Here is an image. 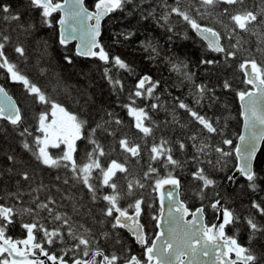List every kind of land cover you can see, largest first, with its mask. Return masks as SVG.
<instances>
[{
    "label": "snow or ice",
    "instance_id": "6c2138e0",
    "mask_svg": "<svg viewBox=\"0 0 264 264\" xmlns=\"http://www.w3.org/2000/svg\"><path fill=\"white\" fill-rule=\"evenodd\" d=\"M145 2L147 0H140L135 7H140V4ZM184 3L185 0H175L173 5H168L167 0H163L166 12L161 19L167 21L175 14L206 42L210 51L223 54L225 60L235 58L237 52L240 51L249 53V56L239 65L245 73V83L252 85L254 89L238 93L244 107L245 134L239 136L240 144L231 150H225L219 145L209 143L208 137L202 136V133L205 131L209 134L218 133L213 121L176 97L174 98L177 101L176 106L185 110L201 127L187 135L185 139L178 138L172 141L163 136L158 142L153 139L148 147L150 163L142 178H137L131 173L127 167V159L124 162L110 159L106 164L101 163V158L109 156L110 152H106L105 147L97 139L96 133L102 131L115 137V132L105 125L111 123L120 125L123 122L118 118L113 120L102 118L95 127L88 128L86 133L88 121L73 114L53 98L57 90L67 92V88L61 85L58 78L54 83L50 80L44 87L30 80L16 62L9 60L5 49L11 43V37L0 31V69L6 70L12 82L22 84L40 104L50 108V112L45 111L38 118L37 131L42 133V136H35L31 144L25 138L21 141L22 148L31 153L39 165L53 170L65 169L70 172L71 179L87 190L90 202L93 204L97 201L103 202L104 207L99 210L101 218L97 220L92 216L91 208L84 213L80 212V209L85 208L86 205L80 204L74 196L62 197V199L72 201L73 212L76 215L92 217L93 222L100 225L107 222L112 230L100 231L98 238L93 228L74 220L67 212L59 211L61 205L50 194L48 185L41 181L32 187L31 182L34 176L29 171L23 169L14 171V167L0 169V178L7 173L19 175L21 180L28 182L27 190L21 186L20 180H17L15 192H7L6 196H0V200L15 201L14 203H0V264H204L201 257H211V264H260L264 259L258 256L252 247L239 243L238 233L233 235L226 233V228L229 225L235 226L241 218L222 202L219 191L213 193L216 198L209 206L222 214V222L211 226L204 223L202 207L197 209L196 213H192L191 221H185L184 216L190 214L187 207L183 205V202L175 199L173 191H167L165 194L166 185L173 186V189L180 187L181 181L178 176L173 175L174 170L182 169L191 161L196 166L191 175L194 180L200 182L199 195L203 199L206 190L217 189L219 184L202 165L206 164L211 169L223 171L228 163L227 158L233 155L238 164L234 165L235 171L226 179L235 183L239 179L235 173H239L247 180L248 187L253 192L259 190L257 181L260 177L255 170V162L258 145L264 142V61L258 62L252 56L251 47H244L250 42L245 40L241 33L255 36V51L264 56V0H252V7L247 6V0H189L186 7L183 6ZM129 4H134V0H96L95 10L89 11L84 6V0H62V2L29 0L32 8L40 10L41 23L48 27H52L53 13L63 12V18L58 21L61 45H66L69 40H79L77 55L98 57L106 65L111 64L112 68L133 73L134 69L120 56L110 57L99 41L102 20L117 10L123 11ZM221 5L224 7L220 8ZM217 9H219L218 12ZM143 11L141 9L142 15ZM0 12L5 14L2 17L5 21L19 22L21 19L18 13L12 12L9 5L0 6ZM214 13L216 14L214 22L222 24L225 29L223 35L215 27L199 22L212 17ZM147 15L154 16L155 10L148 12ZM221 17H227L230 24H224ZM18 27L27 33L35 25L25 26L20 23ZM168 27L171 30V25ZM131 35L132 33H127L126 38ZM233 39L235 43H231ZM223 40L229 43L225 45L222 43ZM142 46L149 51V59L159 56L157 47L151 41ZM46 48L47 42H44L45 51ZM14 52L20 58L27 59L26 50L22 44H16ZM64 59L67 63H72L70 56H65ZM201 63L214 64L218 61L207 59L201 60ZM186 68L187 64L183 61L172 63L173 71L183 75L186 80L192 81L193 74L183 71ZM111 71V68H105V78L114 89L123 90L124 84L115 78ZM49 87L51 92L48 91ZM159 87V80L143 75L128 93L130 103L123 105L128 110V115L133 118V127L141 134L139 138L145 141V146H147V138L153 137L155 129L159 127L149 110L159 109L162 105L150 103L141 107L136 104V100L159 101V96L155 94ZM224 87L229 88L230 84L225 81ZM195 88V104L199 105L205 97L206 86L199 84L195 85ZM88 102H90V97L85 100L86 104ZM49 115L51 116L50 121ZM107 115L112 116L113 114L109 112ZM0 120L7 121L14 130L18 129L23 121L21 109L3 86H0ZM164 123H174L182 129L187 128L186 124L176 119L174 113L173 119ZM19 135L26 137L31 136L32 133L28 128H24ZM80 140H86L91 145V149H86L78 162L77 141ZM116 143L120 150L128 156L132 158L141 156L142 145L130 139L126 134ZM222 144L232 146L233 141L223 139ZM189 147L193 149L190 161L174 158L175 151L186 154ZM50 148L59 149V154H53L49 151ZM111 151H115V148H111ZM212 153L216 154L215 159L212 158ZM6 156L13 166L22 163L13 154L8 153ZM157 161L163 168L168 169L166 176H160L159 169L152 166ZM118 173L121 174L120 177L117 176ZM153 178L152 191H159L160 208L159 215L153 216L152 219L157 221L156 227L160 231L150 242V237L144 230L145 226L140 223L139 219L144 212L143 197L132 199L131 203L126 206L121 202L134 197L137 189L145 188L143 181ZM56 179L59 180L60 176ZM121 179L124 181L123 185L119 183ZM63 183L67 184L68 178H65ZM56 191L59 192L60 189L57 188ZM42 192L49 194L41 199ZM25 196L30 199L25 201L23 199ZM166 200L170 201L167 209L165 208ZM250 209L255 210V214L250 211L245 217V223L249 229V243L258 234L264 238V223L256 218L257 215L264 217V197L261 201L253 199ZM25 217L30 220H25ZM17 222L26 231V237L23 239H15L8 235L9 226ZM165 223L167 224L166 231L162 227ZM121 228H126L135 237L136 242L143 247L142 256L131 253V249L115 231ZM101 240L106 243L110 241L113 248L117 245L121 246V252L106 250L101 246Z\"/></svg>",
    "mask_w": 264,
    "mask_h": 264
},
{
    "label": "trees",
    "instance_id": "16d2710c",
    "mask_svg": "<svg viewBox=\"0 0 264 264\" xmlns=\"http://www.w3.org/2000/svg\"><path fill=\"white\" fill-rule=\"evenodd\" d=\"M59 1L61 0H54V2ZM94 1L87 0L85 3L87 8L92 9ZM174 2L175 0H167L168 5H173ZM188 2L189 0H185L183 6L186 7ZM139 3L140 0H134V4L126 5L123 11L117 10L109 14L101 25L100 43L110 57L120 56L124 59L134 69L133 73L112 68L111 64L106 65L96 58L84 59L76 56L73 44L61 45L59 43L58 13L53 14L51 18L52 27H48L41 23L40 10L32 8L29 5V0H0V6L9 5L12 12L18 13L21 17L19 22H9L2 18L5 14L0 12V31L11 37V43L5 49L9 60L16 62L30 80L34 81L38 86L44 87L50 80L54 83L56 78H58L61 85L67 88V92L57 90L53 94V98L73 114H77L80 118L88 121L85 129L86 133L88 128L95 127L96 123L101 121L102 118L103 120L118 118L123 122L120 125L115 123L105 125V127L115 132V137L109 136L102 131L96 133L97 139L105 147L106 152H110L109 156L101 158V163L106 164L110 159H118L120 162H124L127 159V167L131 173L137 178H142L150 163L148 147H150L153 139L157 142L162 136L172 141L178 138L185 139L187 135L201 127L192 120L185 110L176 106L177 101L174 99L176 97L193 106L200 114L213 121L218 133L209 134L206 131L202 133V136L208 137L209 143L219 145L225 150L234 148L241 129L237 94L240 91L248 90L239 65L249 56V53L240 51L237 52L235 58L225 60L223 54L211 52L202 40L194 34L192 29L175 14L167 21L161 19L166 12L163 7V0H147V2L140 4V7H135V4ZM247 6L252 7V0H247ZM223 7L224 5L220 6V8ZM141 9L144 10L143 15ZM152 10H155V15L148 16L147 13ZM216 11L218 12L219 9ZM145 16L147 18H144ZM215 19L216 14L214 13L212 17L202 19L199 22L215 27L223 35L225 29L222 24L215 23ZM220 19L223 20L224 24H230L227 17H221ZM20 23L25 26L32 24L35 27L26 33L18 27ZM169 25H171V30H169ZM127 33H132V35L126 38ZM241 35L250 42L245 44L244 47H251L252 56L258 62L264 61V56L255 51L256 37L244 33H241ZM148 41H151L159 51V56L155 59H149V51H146L142 46ZM44 42H47L46 51L44 50ZM222 43L227 45L229 41L223 40ZM231 43H235V39ZM16 44L24 46L26 60L20 58L14 52ZM65 56L72 58L71 64L65 61ZM207 59L218 61V63H201V60ZM180 61L187 64V68L183 69V71L193 74L192 81L186 80L183 75L172 70V63ZM105 68L112 69L111 74L124 84L123 90L112 87L105 78ZM143 75H149L153 80L160 81V87L156 89L155 93L159 96V101L137 99L136 104L141 107L150 103L162 105L159 109L149 110L150 115L159 127L155 129L153 137L147 138V146H145V141L139 138L141 134L133 127V118L128 115V110L123 107V105L130 103L128 93L132 91L137 80ZM225 81L230 84L229 88L224 87ZM0 84L16 100L23 116L22 124L16 130L8 122L0 120V129H2L0 130V169L14 167V171L21 169L29 171L34 176V180L31 182L32 187H35L41 181L48 185L50 194L61 205L59 211L67 212L74 220H78L93 228L98 238L100 231H112L110 224L107 222L100 225L94 223L92 217L76 215L73 212L72 201L62 199V197L67 195L74 196L80 204L86 205L85 208L80 209V212L84 213L88 208H91L92 216L97 220L101 218L99 210L104 207L103 202L97 201L93 204L90 202L87 190L71 179L70 172L65 169L53 170L39 165L31 153L22 148L21 141L25 138L31 144L35 136H42V133L37 131L39 127L38 118L41 113L50 112V108L40 104L35 96L26 91L22 84L12 82L9 74L4 69H0ZM199 84L206 86V93L201 104L196 105L194 96L196 92L195 85ZM48 91L51 92L50 87ZM89 97L90 102L86 104L85 100ZM109 112L113 115L108 116L107 113ZM173 113L176 119L187 125V128L182 129L174 123H164L173 119ZM50 120L51 116L49 115ZM24 128H28L32 135L21 137L19 132L23 131ZM125 134L142 145L139 158H132L120 150L116 141ZM223 139H232V146L222 144ZM113 147L115 151H111ZM77 149L76 155L78 162H80L84 151L86 149L90 150L91 145L86 140H80L77 141ZM49 151L53 154H59L60 152L59 149L51 148ZM8 153L13 154L22 163L13 166L12 162L7 160L6 154ZM192 154L193 149L189 147L186 154L175 151L174 158L189 159L190 161ZM215 157L216 154L212 153V158L215 159ZM227 160V166L223 171L211 169L206 164L202 165L219 184L217 189L209 188L206 190L203 199L199 195L200 182L194 180L191 175L195 170V164L190 161L182 169H175L173 175L178 176L181 181V198L188 208L192 210L198 206L204 207L207 220L212 222L214 211L209 205L216 198L213 193L219 191L222 202L241 218L235 226L229 225L226 233L228 235L238 233L239 243L252 247L258 256L264 257V238L258 234L249 243V229L245 223V217L249 215L250 211L255 214V210L250 209L252 200L261 201V198L264 197V142H262L255 162V170L260 177L257 181L259 185L257 192H253L248 187L247 180L241 176H238L239 179L235 183L226 179L227 176L233 174L234 165H236L234 155L228 157ZM152 166L159 169L160 176L167 175L168 169L163 168L159 161L153 163ZM57 176H60L59 180L56 179ZM117 176L120 177L121 174L118 173ZM65 178H68L67 184L63 183ZM17 180H20L21 186L25 190L28 189V182L21 180L19 175L6 173L0 178V196H6L7 192H15ZM143 182L146 185L144 189H137L134 197H129L121 203L126 206L131 203L132 199L142 196L145 200V205L143 206L144 212L141 218L142 221H145L156 216L158 203L156 194L152 191L154 178ZM119 183L123 185L124 181L121 179ZM57 188L60 189L59 192L56 191ZM120 190L122 191L123 189ZM105 191L108 190L105 189ZM48 194L47 192H42L40 194L41 199H44ZM23 199L28 201L30 198L25 196ZM14 202V200H0V203ZM129 211L131 213L132 210L130 209ZM256 218L261 223H264V217L257 215ZM24 219L30 220L28 217ZM16 224L20 226L19 222ZM115 231L119 233L122 241L131 249V253H134L133 244L127 238V234L121 229ZM22 233H25L24 229L12 237L20 238L18 235ZM100 243L106 250L121 252V246L117 245L113 248L110 241L106 243L101 240ZM260 264H264V259L261 260Z\"/></svg>",
    "mask_w": 264,
    "mask_h": 264
},
{
    "label": "water",
    "instance_id": "95a60500",
    "mask_svg": "<svg viewBox=\"0 0 264 264\" xmlns=\"http://www.w3.org/2000/svg\"><path fill=\"white\" fill-rule=\"evenodd\" d=\"M85 1L86 0H84V6L86 7V5H85ZM59 2H62V0L61 1H59ZM87 8V7H86ZM95 9H94V6H93V8L92 9H89V11H94ZM55 13H58L59 14V18H58V21L60 20V19H62L63 18V12H55ZM54 14V13H53ZM106 18V17H105ZM105 18L102 20V22L105 20ZM58 21H57V26H58V35L60 34V25H59V23H58ZM102 22H101V25H102ZM193 32H194V34L199 38V39H201L200 37H199V35L194 31V30H192ZM101 37V36H100ZM202 40V39H201ZM99 41H100V38H99ZM202 42L206 45V47H207V44H206V42L205 41H203L202 40ZM67 44H73L74 45V53H75V55L76 56H78V57H80V58H84V59H91V58H98V57H84V56H80V55H77L76 54V49H77V46L79 45V40H76V39H73V40H69L68 42H67ZM66 44V45H67ZM96 51H98V49H96ZM212 52V51H211ZM103 62V61H102ZM242 71V70H241ZM242 73H243V75H244V80L246 79V77H245V73L242 71ZM246 84V83H245ZM248 87H250V89L248 90V91H252V90H254L253 89V86L252 85H248V84H246ZM0 86H2L1 84H0ZM10 95V94H9ZM13 98V97H12ZM13 100L16 102V100L13 98ZM237 102H238V105H239V109H240V116H241V120H242V126H241V131H240V134H239V136L240 135H244L245 134V127H244V124H245V120H244V107H243V105H242V102L240 101V99H239V96H238V94H237ZM16 104H17V106L19 107V105H18V103L16 102ZM20 108V107H19ZM22 114V113H21ZM7 122V121H6ZM240 144V141H239V137H238V139H237V142H236V144H235V147L236 146H238ZM261 145H262V142L258 145V149H257V153H256V157H257V154H258V152H259V150H260V148H261ZM236 159V158H235ZM236 164H238V161L236 160ZM234 171H235V169H234ZM237 176H240V174L239 173H235ZM242 177V176H241ZM242 178H244V177H242ZM245 179V178H244ZM165 190H166V192H165V194H167V191H173L174 192V195H175V199L178 201V202H183V205L185 206V207H187L186 206V203L181 199V184H180V187L179 188H177V189H173V186H171V185H166L165 186ZM155 194H156V196H157V201H158V207L160 208V199H159V191H157V192H155ZM170 203V201H168V200H166L165 201V208L167 209V206H168V204ZM199 208H201V207H198V208H196L194 211H191L190 209H188V207H187V209L189 210V213L190 214H187V215H185L184 216V220L185 221H191L192 219H193V215H192V213H196V210L197 209H199ZM203 208V207H202ZM165 220L167 219V214H166V211H165ZM203 220H204V223L206 224V216H205V214H204V212H203ZM222 222V214L221 213H218L217 211H216V220H215V222L213 223V224H220ZM162 227L165 229V231H166V229H167V224L165 223L164 225H162ZM124 230H126L128 233H130L126 228H123ZM158 230L160 231V229L158 228ZM158 231V232H159ZM131 234V233H130ZM132 235V234H131ZM132 237H134L133 235H132ZM135 238V237H134ZM42 259H43V257H41ZM201 260L202 261H204V264H211V257H201Z\"/></svg>",
    "mask_w": 264,
    "mask_h": 264
},
{
    "label": "flooded vegetation",
    "instance_id": "af4514ba",
    "mask_svg": "<svg viewBox=\"0 0 264 264\" xmlns=\"http://www.w3.org/2000/svg\"><path fill=\"white\" fill-rule=\"evenodd\" d=\"M91 59H93V58H91ZM96 59H98V58H96ZM187 206V205H186ZM188 207V206H187ZM198 207H202V206H198ZM198 207H196V208H198ZM196 208H194L193 210L192 209H190V208H188V209H190L191 211H194ZM203 209H204V207H203ZM214 211V219H213V221L211 222V221H209V220H207V216H206V210L204 209V214H205V216H206V224L207 225H209V226H211L214 222H215V220H216V211L215 210H213ZM157 215H159V209H158V211H157V214H156V216ZM142 217V216H141ZM139 218L140 219V223L141 224H143L145 227H144V230H145V232L148 234V236L150 237V242H151V239H154L155 238V236L158 234V228L156 227V225H157V221L156 220H154V219H152V217L150 218V219H147V220H145V221H142V218ZM229 227V226H228ZM227 227V228H228ZM226 228V229H227ZM121 230H123L126 234H127V238L128 239H130L131 240V242H132V244H133V247H134V253H132V254H135V255H137V256H142V254H143V251H144V249H143V247L141 246V245H139L137 242H136V240H135V238L134 237H132V235L130 234V233H128L126 230H124L123 228H121ZM20 232H22V227H20L19 225H17V224H15V225H10L9 226V228H8V235L10 234L11 236H15V234H17V233H20ZM20 238H15V239H23V238H25L26 237V231H25V233H22V234H19L18 235Z\"/></svg>",
    "mask_w": 264,
    "mask_h": 264
}]
</instances>
